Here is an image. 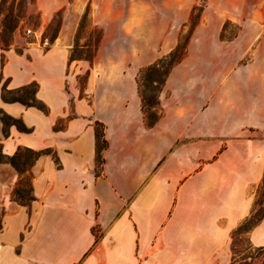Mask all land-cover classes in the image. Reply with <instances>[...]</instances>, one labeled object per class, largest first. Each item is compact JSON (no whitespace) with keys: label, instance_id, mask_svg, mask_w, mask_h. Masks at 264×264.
<instances>
[{"label":"crops","instance_id":"obj_1","mask_svg":"<svg viewBox=\"0 0 264 264\" xmlns=\"http://www.w3.org/2000/svg\"><path fill=\"white\" fill-rule=\"evenodd\" d=\"M70 50L65 39L0 49V110L31 130L13 126L5 137L0 124L3 153L53 154L22 175L0 164V264H230L232 232L252 214L250 190L264 176V141L232 139L218 153L221 142L182 136L178 144L164 134L160 147L157 128H144L136 81L127 93L121 84L112 89L87 62L70 61ZM5 83L37 84L47 112L6 102ZM97 123L108 144L98 175ZM160 153H168L161 164ZM25 177L30 206L11 200ZM248 238L264 247V220Z\"/></svg>","mask_w":264,"mask_h":264},{"label":"rangeland","instance_id":"obj_2","mask_svg":"<svg viewBox=\"0 0 264 264\" xmlns=\"http://www.w3.org/2000/svg\"><path fill=\"white\" fill-rule=\"evenodd\" d=\"M2 1L1 50L70 40L76 61L103 73L112 89L124 85V93L134 81L139 88L144 70L179 44L186 46L158 94L157 107L142 110L144 128H157L160 147L168 145L164 134H174L178 144L182 136V142H221L218 153L232 139L264 141V0H17L14 5L8 0L4 7ZM4 8H12L19 22L8 38ZM89 52L94 53L92 62L85 60ZM86 81V74L78 77L82 90ZM167 156L160 153V164ZM95 172L101 173L98 164ZM26 190L23 200L32 196ZM250 191L254 204L264 200L262 181ZM11 200L17 203L13 195ZM237 241L249 245L248 235ZM247 262L264 264L261 258Z\"/></svg>","mask_w":264,"mask_h":264},{"label":"trees","instance_id":"obj_3","mask_svg":"<svg viewBox=\"0 0 264 264\" xmlns=\"http://www.w3.org/2000/svg\"><path fill=\"white\" fill-rule=\"evenodd\" d=\"M17 0H13V5ZM2 6L4 7L8 0L2 1ZM7 11L5 18L3 19V28L4 36L8 38L9 36L15 33L19 22H16L13 9H5ZM3 9L0 8V14H2ZM88 16V15H87ZM100 39V36L98 37ZM97 38V39H98ZM10 49V48H9ZM8 50V49H5ZM186 51V46L179 44L174 51H172L166 58L159 60L156 64L148 67L144 70L140 77L139 82V94L142 101V110L146 113L147 109L156 108L158 105V94L161 92L164 87L168 76L170 75L172 69L182 61ZM22 52V51H18ZM76 49L72 51L70 55V61H76L79 58H76ZM94 58V53L89 52L86 55L85 60L92 62ZM1 81V78H0ZM38 85L33 83L28 86L22 87L16 90H9L7 88V83L3 87V92L8 95H13L15 99H5L3 93V99L6 102H18L26 107H36L43 112H47V108L44 104L36 98V92ZM148 93H151L150 96ZM0 114H3V118L0 120L2 124V134L5 137L9 135V129L11 127H16L22 133H30L31 130L26 127L21 119L13 118L2 110ZM152 117H155V114L152 113ZM101 126V130L99 127ZM96 163L99 168H102L104 163V158L102 152L107 148L108 144L104 137V129L101 124H96ZM24 152V153H23ZM50 153V150L47 151H34L31 149H19L13 156H7L2 151V145L0 144V164L8 163L10 164L20 175L25 174L27 171H30L35 163L39 160L42 155ZM55 163L59 164V160L54 156ZM4 160L6 162H4ZM98 175V173H96ZM31 177H25L20 181V185L14 190L13 196L15 201L23 206H30L31 203L35 200L33 195L31 198L23 200V197L27 194L26 187L29 188V191L32 193L33 186ZM262 185H264V177L262 180ZM264 220V200H257L254 204V209L252 214L244 220L233 232H232V261L230 264H251L247 262L248 259L253 261L259 260L260 258L264 260V247H254L249 241L247 247H243L238 243L237 238L242 235H248L254 228H256ZM95 231V230H94ZM95 233V232H94ZM97 237V235H96ZM249 240V238H248ZM243 256V259H239Z\"/></svg>","mask_w":264,"mask_h":264},{"label":"built area","instance_id":"obj_4","mask_svg":"<svg viewBox=\"0 0 264 264\" xmlns=\"http://www.w3.org/2000/svg\"><path fill=\"white\" fill-rule=\"evenodd\" d=\"M30 33V31H28ZM50 45L49 41L45 40L42 44L43 47H48Z\"/></svg>","mask_w":264,"mask_h":264}]
</instances>
